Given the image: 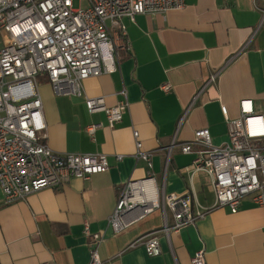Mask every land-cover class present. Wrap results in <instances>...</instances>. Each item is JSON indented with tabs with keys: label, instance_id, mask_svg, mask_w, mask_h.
Listing matches in <instances>:
<instances>
[{
	"label": "crops",
	"instance_id": "0c3cea01",
	"mask_svg": "<svg viewBox=\"0 0 264 264\" xmlns=\"http://www.w3.org/2000/svg\"><path fill=\"white\" fill-rule=\"evenodd\" d=\"M123 22L131 51L115 71L84 81L86 94L104 96L108 106L123 99L120 91L126 90L129 108L121 122L109 126L104 112H89L83 97L56 94L46 77L39 85L47 144L61 153H105L109 169L8 203L0 190V264H89L86 222L104 234L99 246L104 264H192L199 249L208 264H264V208L251 195L237 212L214 207L170 237L160 232L159 255L131 243L163 228L162 208L117 234L109 227L127 183L144 180L149 172L160 193L192 188L195 203L214 204L209 178L193 172L194 155L182 152L180 144L201 128L210 129L215 144H226L223 107L236 118L241 99H252L264 112V0H185L182 9ZM217 71L216 82L204 87ZM165 83L172 84L168 92L162 89ZM92 123H102L94 138L86 131ZM134 129L142 149L153 151L152 167L135 156ZM118 154L124 155L121 160ZM205 185L211 187L210 200L199 197ZM167 210L171 225L173 212Z\"/></svg>",
	"mask_w": 264,
	"mask_h": 264
},
{
	"label": "built area",
	"instance_id": "2783aa9c",
	"mask_svg": "<svg viewBox=\"0 0 264 264\" xmlns=\"http://www.w3.org/2000/svg\"><path fill=\"white\" fill-rule=\"evenodd\" d=\"M79 1V7H74V0H0V190L7 203L62 186L72 178L89 179L110 167L105 153H61L47 144L40 81L48 78L56 94L83 97L89 112H104L114 127L129 108L126 90L120 91L123 99L108 106L104 96L86 94L84 81L115 71L119 59L131 51L125 17L135 20L139 14H166L185 6V0ZM217 77L218 71L213 72L204 87ZM162 89L168 92L172 84L165 83ZM239 108L240 115L231 118L223 107L229 134L226 144H215L209 128L197 129L192 140L180 144L182 152L194 155L193 172L206 174L213 186L211 207L195 203L192 188L184 194L160 193L149 172L144 180L128 182L121 192L109 217L113 233L162 208L163 228L131 243L132 247L144 245L148 255L154 256L161 253L160 232L170 237V232L196 223L214 207L227 206L237 212L243 198L251 195L264 208V112L256 110L249 98L241 99ZM101 126L92 123L86 131L94 138ZM133 134L135 156L152 167L153 151L142 149L137 129ZM167 209L173 212L171 225ZM84 233L90 238L89 264H104L99 253L104 234L92 231L87 222ZM191 263L208 264L204 249L192 255Z\"/></svg>",
	"mask_w": 264,
	"mask_h": 264
},
{
	"label": "rangeland",
	"instance_id": "374dc122",
	"mask_svg": "<svg viewBox=\"0 0 264 264\" xmlns=\"http://www.w3.org/2000/svg\"><path fill=\"white\" fill-rule=\"evenodd\" d=\"M82 4L84 5L85 2L82 1ZM80 1L79 0H74V7H79ZM199 197L201 200L207 199L210 200L213 198L212 190L210 186L205 185L203 187V190L199 193Z\"/></svg>",
	"mask_w": 264,
	"mask_h": 264
}]
</instances>
